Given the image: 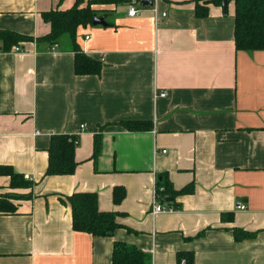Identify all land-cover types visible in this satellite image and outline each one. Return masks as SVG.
<instances>
[{
	"label": "crops",
	"instance_id": "crops-1",
	"mask_svg": "<svg viewBox=\"0 0 264 264\" xmlns=\"http://www.w3.org/2000/svg\"><path fill=\"white\" fill-rule=\"evenodd\" d=\"M75 2L0 0V29L43 37L51 26L42 13ZM130 3L95 5L109 25L78 31L100 74L75 72L69 34L54 49L33 40L0 51V164L35 183L17 214L0 215V264H112L116 241L152 264H177L180 251L195 264H264V50L236 49L233 1L227 11L210 5L205 18L195 0H158L135 16ZM124 120L152 128L131 131ZM61 133L79 135L76 170L46 176L51 136ZM161 175L195 190L176 198L179 209L152 214ZM9 184L0 174V187ZM116 187L126 190L119 202ZM75 192H96L101 211L117 212L113 236L74 230L61 198ZM225 212L234 218L223 221ZM234 228L255 235L236 240Z\"/></svg>",
	"mask_w": 264,
	"mask_h": 264
},
{
	"label": "trees",
	"instance_id": "trees-1",
	"mask_svg": "<svg viewBox=\"0 0 264 264\" xmlns=\"http://www.w3.org/2000/svg\"><path fill=\"white\" fill-rule=\"evenodd\" d=\"M143 0H76L68 9H52L42 13L45 22L51 26V31L43 37L34 38L16 31L0 29V51L9 52L15 45L24 41H46L51 46L58 44L64 34L71 35L73 51L75 52V72L79 75L100 74L102 64L100 61L86 55L77 42L78 31L81 27L92 25L93 18L103 10L95 5H119L124 2ZM224 0H195L196 15L205 18L209 15L210 5H222ZM234 2L235 9V46L237 50L253 51L264 50V0H228ZM121 124L131 131H143L152 128V123L144 120H124ZM79 135L66 133L53 134L48 148L49 159L46 176L70 175L77 167L76 147ZM102 148V135L96 134L94 139V158L96 159ZM0 174L10 176L8 189L0 187V215H15L19 211L18 200L32 199L34 181L26 179L25 175L13 169L11 165L0 164ZM163 200L175 209L180 208L176 198L180 195L193 193L195 184L191 183L181 189H175L167 175L158 178ZM26 192H21V191ZM126 194L123 187H116L114 198L121 201ZM64 203H70L72 209L73 228L76 231L87 232L92 236H113L121 227L118 222L117 212L101 211L98 206L96 192H75L66 198H61ZM231 212L222 214V220H232ZM236 240L253 237L255 233L234 228ZM183 260H185L183 262ZM112 264H152L148 254L136 246L116 241L113 247ZM177 264H195L194 253L180 251L177 254Z\"/></svg>",
	"mask_w": 264,
	"mask_h": 264
},
{
	"label": "built area",
	"instance_id": "built-area-1",
	"mask_svg": "<svg viewBox=\"0 0 264 264\" xmlns=\"http://www.w3.org/2000/svg\"><path fill=\"white\" fill-rule=\"evenodd\" d=\"M158 0H153V6L157 4ZM141 8H143V5L141 4V2L136 3L135 1H131L130 3V7H129V11L128 14L130 16H135L137 14L140 13ZM156 10V8H155ZM91 37L90 34H86L84 39L88 40ZM58 44H54L52 45L53 49L57 46ZM14 51H23V48H21V46H15ZM167 95L166 91L157 93L156 96H160V97H164ZM82 127H85V125H83ZM26 179L31 180L30 176H25ZM164 190V187H160L158 184V180L155 182V188H154V195H153V202H152V206H151V213L152 214H158V213H164V212H172L174 210H176L175 208H173V206L169 205L167 202H165L163 200V197L160 195V191ZM243 208L245 206H242ZM185 260H183L184 262Z\"/></svg>",
	"mask_w": 264,
	"mask_h": 264
},
{
	"label": "water",
	"instance_id": "water-1",
	"mask_svg": "<svg viewBox=\"0 0 264 264\" xmlns=\"http://www.w3.org/2000/svg\"><path fill=\"white\" fill-rule=\"evenodd\" d=\"M141 4L143 6H153V0H143L141 2ZM222 5H223L225 11H227L228 5H229V1L228 0H224ZM92 24L93 25H103V26H108L109 25V23L107 22V20H106V18L104 16H98V15L94 16Z\"/></svg>",
	"mask_w": 264,
	"mask_h": 264
}]
</instances>
